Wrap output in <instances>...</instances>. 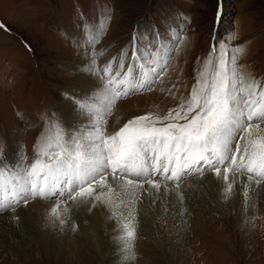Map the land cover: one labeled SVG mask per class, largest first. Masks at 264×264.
Wrapping results in <instances>:
<instances>
[{"label": "rangeland", "instance_id": "374dc122", "mask_svg": "<svg viewBox=\"0 0 264 264\" xmlns=\"http://www.w3.org/2000/svg\"><path fill=\"white\" fill-rule=\"evenodd\" d=\"M105 13L111 18L95 48L112 51L106 61L118 57L121 50L132 57L133 49L138 48L143 55L145 48L157 43V33L168 48L175 47L153 90L119 101H128L124 115H118L117 106L108 119L109 130H118L136 116L152 113L164 117L169 110H178L197 80L203 79L200 74L205 62L211 59L214 64L221 52L230 60L234 49L242 48L238 54L239 73L264 84V0H0V150L4 157L12 147L31 161L37 140L50 121L69 128L60 104L78 98L76 68L91 59L85 55L84 26L93 25ZM177 34L179 43L173 44L172 37ZM73 109L76 119L79 115L75 104ZM260 128L264 130V124ZM259 134L264 135V131ZM197 177L188 178L184 184ZM257 186H264V182ZM49 202L56 203V199ZM196 205L185 203L183 240L176 239L166 223L159 228L152 226L158 234L152 237L138 238V228L134 254L128 260L121 257L124 248L110 237L111 248L103 253L107 259L86 240L80 239L84 242L74 245L77 242L71 237L69 245L48 252L30 241L27 253L10 251L8 263L264 264L263 190L257 191L247 218L234 210L235 204L223 218ZM7 213H0V217ZM77 227L81 237L83 230ZM97 233L95 240L100 236ZM102 233L106 242L110 230Z\"/></svg>", "mask_w": 264, "mask_h": 264}, {"label": "snow or ice", "instance_id": "6c2138e0", "mask_svg": "<svg viewBox=\"0 0 264 264\" xmlns=\"http://www.w3.org/2000/svg\"><path fill=\"white\" fill-rule=\"evenodd\" d=\"M217 15L219 19L220 12ZM110 18L105 13L93 25L84 26L85 55L91 59L83 70L96 76L101 85L82 98H73L79 123L65 128L50 121L31 161L22 155L13 161L0 150V213L55 198L49 215L64 224L61 217L69 213V202L108 205L112 218L121 217L119 239L127 258H132L138 192L145 184L157 192L163 185L183 204L184 181L208 172L226 184V197L238 177H246V200L249 188L264 182V135L259 134L264 131L260 128L264 84L239 73L242 48L234 49L230 60L221 52L214 64L211 59L205 62L203 79L197 80L178 110H169L164 117L136 116L118 130H109L108 119L118 101L153 90L175 52L157 33V43L145 48L143 55L138 48L132 57L121 50L118 57L101 65L98 61L104 52L95 45ZM172 42L179 43L178 34Z\"/></svg>", "mask_w": 264, "mask_h": 264}, {"label": "bare ground", "instance_id": "6f19581e", "mask_svg": "<svg viewBox=\"0 0 264 264\" xmlns=\"http://www.w3.org/2000/svg\"><path fill=\"white\" fill-rule=\"evenodd\" d=\"M78 42H80V37H78ZM168 45L171 46L170 41ZM103 52L104 55L99 58V61L107 62V57L112 56V51L104 50ZM88 62L85 61L81 64V68H76L79 74V78L75 84L78 87L77 89H80V94L77 95L78 98L90 94L101 85V81L96 76L83 70ZM127 102L121 104L118 101V115H124V104ZM73 106V101L60 104V110L68 127L78 124L80 119L79 117L75 119ZM19 156H21V151L11 147L6 158L16 161ZM245 182L246 178L238 177L233 185L230 196L226 197L224 193L226 184L222 180H218L215 174L206 177L199 176V178L189 180L181 186L184 192L183 204L178 203L174 192H166L163 185L160 191L157 192L145 184L144 188L138 192L141 199L136 204V228H139L138 238L158 235L152 226L159 228L161 227V223H166L171 231L175 233L176 239L183 240L186 234L185 230L182 229L184 226L182 222L184 223V218L186 217L183 212L186 202L197 204L212 214L222 215V218L223 216H227L228 213H231V210L237 205L234 210L237 211L238 209L241 218H247L251 212L254 199L257 196V191L260 189L264 191V186L253 184L249 188V199L246 200L243 194V185ZM54 204L55 202L41 201L38 199L30 202L27 207L21 206L15 212H8L7 215L0 217V264H9L8 257L11 255L10 251L19 254L27 253L26 246L30 241L37 242L48 252V250L52 251L53 249L69 245L71 237L75 238L77 242L74 245L80 243V239H83L87 241L89 247L95 252L98 253L100 251L105 259L108 256L103 253L110 249V245H112L108 242L109 237L114 240L115 245L123 247L119 239L121 235L119 229L121 217L117 215L115 218H112V209L108 205L96 203L95 207H93L91 203H85L76 206L69 202L70 211L66 216L61 217L65 220V223L60 224L58 219L49 215V211ZM119 211L120 209H117V212ZM15 217H18V219ZM73 225H75V230L78 228L77 226H81L83 230L81 235L83 237L77 235V230L75 231L73 229ZM108 229L110 230V235L105 242L102 232ZM95 233H97V236L100 233V236L96 240ZM108 244L110 247L107 246ZM168 247L169 250H173L170 245ZM121 257L122 259H129L126 258L127 253L125 251L121 253Z\"/></svg>", "mask_w": 264, "mask_h": 264}]
</instances>
